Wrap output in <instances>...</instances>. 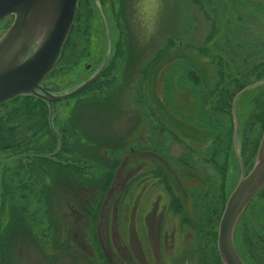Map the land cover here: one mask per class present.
Wrapping results in <instances>:
<instances>
[{"label":"rangeland","instance_id":"1","mask_svg":"<svg viewBox=\"0 0 264 264\" xmlns=\"http://www.w3.org/2000/svg\"><path fill=\"white\" fill-rule=\"evenodd\" d=\"M86 5V9L80 10L86 18L82 19L84 26L81 25V31H77L68 44V50L73 56L75 51H78V47H82L80 54L75 56L77 59L74 65L70 66L69 73L54 70L55 76L52 74L51 79L47 78L46 84L56 95L73 91L98 72L107 53L110 52L111 55L109 61L113 59L115 47H117L115 44L120 43L121 50L126 54L124 57L120 55V63L116 68L118 71L115 70L112 74L115 82L111 83L113 86L110 88L114 91L118 89L119 106L117 110H113L104 106L103 103L97 112L95 111L96 105L79 109L80 123L87 130L92 129L93 133L98 136L97 138L107 137L109 140V142L106 141L107 146L105 147L107 148L115 147L121 141L124 144L135 134L138 135L139 142L143 141L144 149H149L168 161H175L177 156L180 157L181 154L186 153L187 157H195L194 163H196L198 171L202 169L204 175L212 176L215 181V172L211 169L212 166L194 151L202 149V146L197 144H202L215 137V134L203 135L204 129L209 128H206L208 124L201 121L199 116L205 107L206 110L210 107L212 109L219 108L218 99L212 100V91L216 93L218 92L217 88L223 86L226 91L228 89L236 90L238 84L230 88L227 82L234 72L238 71L239 77L249 69L251 64L264 62V0H100L97 6L94 0H90ZM10 22L9 20L0 22V35L9 27ZM81 33L85 34L83 39L80 35L76 37ZM170 43L172 47L154 63L159 52H162ZM146 67H149L148 72L144 74L143 70ZM242 77L246 81L245 74ZM218 82L220 83L218 84ZM223 82L224 85H222ZM239 82L241 83L242 80ZM263 89L264 87L261 86L255 87L243 94L237 108V114L244 122L242 123L243 128L241 127L242 135L247 137L242 140V148L246 144L245 147L254 151V158L251 160V162L254 160V163L264 127L262 128L261 125L260 130L258 122L250 123L253 118L248 115L254 109L257 110L258 106L255 103L260 94H264ZM82 96L68 98L67 102L63 100V103L56 104V108H53L52 123L57 132L69 111L76 105V98ZM108 99L109 97L105 95L103 102ZM245 105L248 108L247 111L244 109ZM92 107L93 111L89 114L90 111L87 108ZM244 117H248V121ZM210 118L212 117L210 116ZM223 135L224 138L220 137V144L226 145L229 138L226 139L225 132ZM239 135L240 143L241 130ZM256 137L257 141L253 145V138ZM114 139L116 142L113 144ZM192 147H194L193 151ZM101 151L103 152V150ZM107 153L116 158L120 155V151L117 152V150H109ZM124 154L125 163L129 166V162L134 157L130 156L129 148L124 151ZM157 155L141 153L139 156H144L148 162L141 164L139 172L146 173L153 170L155 164L161 166L162 161ZM230 157L231 160L229 159L230 162L226 167L230 174V184H232L230 189H234L241 177L239 168L232 160V152ZM253 166L254 164L248 169L246 168L245 173H248ZM127 170V168L121 169V179L119 178L117 183H120L122 178L128 175ZM84 178L87 179V176ZM197 183L195 180L190 182V184ZM49 189L52 208L59 214L56 218L57 225L54 227L57 236L54 242L51 241V247L57 245V248H62L75 244L81 245L85 242L90 248L89 254L92 255L91 248L96 246L92 239L93 230L91 227L93 225L90 227L87 218L84 220L65 218V213L70 210L66 203L68 204V200H71V191L54 186ZM202 189V186L197 187L198 197L202 196ZM116 199L117 196L114 195L105 205L102 219L98 224L102 245L107 251H110L112 263L119 264L121 262L118 261H121L122 258L124 260L129 258L130 253L126 247L129 246L128 239L132 236L134 251L138 252V262L163 264L159 259V252L154 250L153 246L151 247L150 244H145L143 241V246L139 247L135 242L137 233L133 226L129 225L128 221L122 217V212L118 217L115 216L112 206ZM251 204L252 206L250 205L247 213L242 216L235 232V239L242 248H246L249 244L247 230L243 228L244 221L249 218L248 225L254 227L256 232L264 225V196L256 197ZM125 205L128 206L129 218L130 198ZM68 213L70 214V212ZM60 215L61 217H59ZM192 216L196 217L194 221L197 227L194 230L191 229L193 232L196 231V234H200V238L198 237L196 240L197 264H216L215 248L217 244L214 240L208 241V239L212 230L218 231L219 223L217 222L219 221L210 222L209 225L210 218H197L196 211L192 212ZM167 219L170 227L173 222L178 220L177 218ZM23 226L25 229L21 235L19 227L13 229V224H8V235L3 247L6 252V254L4 252L3 264H45L39 260L41 256H39L35 241L28 235L32 231L25 226L24 222ZM137 226L140 233L144 223L137 222ZM207 232H210L209 236ZM256 232L251 235L250 242L252 247L258 248L259 239ZM126 237L127 240H125ZM191 237L189 236V239L192 240ZM177 242L178 245L179 243L181 245L179 248L184 247L186 253L181 252L183 256L176 257L175 247L171 249L168 246L167 253L164 251L163 256L168 263L172 259V264H176L178 258L181 260L178 262L179 264H188L185 262L187 260L189 262L188 252L190 253V251L188 249L191 244H188L187 240H177ZM262 248L261 264H264ZM143 249L146 259L141 260ZM245 250L240 251L244 253ZM254 254L257 259L259 253L255 252ZM62 257L63 255L56 258L54 264H74L71 256ZM96 261L100 264L102 262L99 259Z\"/></svg>","mask_w":264,"mask_h":264},{"label":"flooded vegetation","instance_id":"2","mask_svg":"<svg viewBox=\"0 0 264 264\" xmlns=\"http://www.w3.org/2000/svg\"><path fill=\"white\" fill-rule=\"evenodd\" d=\"M89 1L90 0H80L79 2L77 15L74 24L72 26L73 29L75 28V31L78 32L81 31L82 26H84L83 20H85L86 18L80 12V10L86 9L87 8L86 3L88 4ZM94 3L97 6L100 3V0H94ZM83 34L84 33L79 34L82 39L85 35ZM70 35L72 36V31L70 32ZM118 45L119 43L115 44V46ZM116 57L117 58L119 57L118 58L119 61L120 56H115V55L113 56V58L117 59ZM109 62L110 61L106 62L105 65L103 62V65L98 70V72L102 70L100 76H102ZM259 64L261 65V67L258 73L253 71L254 67L257 65L254 63L249 66L248 70H246L243 74L239 75V77H238V71L234 72V75H231L232 77H230V79L227 82L228 85H230V88L238 84L235 91H231V89L230 90L228 89V91H226V89H224V86L222 88L218 87L216 90L218 92L216 93L212 91L213 93L212 100L218 99L219 108L212 109L210 107V109L206 110L205 107L203 108V111H201V115L199 116V119L201 121L208 124V127L206 128H209V129H204L205 132L203 133V135L215 134V137L214 139L205 141L202 144H197L198 146H202V149L200 150L198 149L197 151L195 149L194 151L195 153H199L200 158L201 157L205 158L206 159L205 162L212 166L211 169H213V172H215L214 175L215 181H213L212 176L204 175L202 169L199 168L200 169L199 171L196 169L195 166L196 163H194L195 157L192 158L187 157L186 153H184L181 154L180 157L177 156L175 161H168L163 156H159L155 152L151 150L149 151V149H144L145 147L143 141L139 142L137 140L138 135L134 134L132 135L134 137L131 136L129 141L127 140L130 143V146L128 147L130 149V156H133L134 158L129 162V166H128L125 163L126 160L125 154H123L122 156L120 155L118 156L122 160L120 165L116 169L114 184L111 185V188L108 191L107 195L100 202L99 219H98L99 223L102 219V211L104 210L105 205L115 195L117 196V199L112 206V208L115 211V216L118 217L119 213L122 212V217L128 221L129 225L131 224L133 226L134 231H136L137 233L136 235L137 240H135V242L139 245V247H142L143 241H145V244H150L151 247L153 246L154 250L159 252V259L163 264H172V259L171 261H169L170 263H168L165 256H163V252L165 251L167 253L168 246H170L171 249H174L175 247L174 253L177 255L176 257L181 258L183 256L181 252H184V254L186 252L184 251V247L179 248L180 243L178 245L177 240L178 241L187 240L188 241L187 243L191 245L189 246L188 249L190 251V253L188 252L189 262L187 260L185 263L197 264V260L195 256L196 240L198 237L200 238V234H196V231L193 232L194 228H196L197 226L194 221V218L196 217L192 216V212L196 211L197 218H210L209 225L210 222L215 223L216 221H220L228 197L233 190L230 189L232 184H230L231 181L230 174L226 167L231 160L230 153L232 152L233 155L232 160H234L236 166L240 170V177H242L243 174L246 172V170L252 164H254V160L251 162V160L254 158V154H255V153L253 154L254 151L245 147L246 144L243 145L242 148V140L247 139V137L244 136L245 137L244 138L242 135L243 133L242 123L244 122H242L241 118L237 114V108L240 105L239 101L240 98L243 96V94H245L246 92H248L249 90L255 87H260V86L264 87V80H263L264 62H261ZM244 74L246 76V81L244 77L241 78V76H244ZM49 79H51V77ZM240 80H242L241 83L239 82ZM219 83L220 82H218V84ZM224 84L225 83L223 82L222 85ZM42 86L48 92L54 93L51 87H49L46 84V80L43 81ZM263 90L262 92H264ZM227 93L228 96L231 95L230 103L228 102L229 99L228 101H225L224 99V95H227ZM263 97L264 94L261 93L258 101H256L255 103V105L258 106L257 110L255 111L254 109L253 112L250 115H248V117L253 118L250 123L258 122L260 126V130H261L262 118H264ZM244 109L245 111H247L248 108L246 107V105ZM210 116L212 118H210ZM248 117H244V119L248 121ZM247 123L249 125V122ZM240 130H241V140L239 143L238 138L240 136L239 135ZM223 132H225L226 139L229 138V141L226 145L220 144L221 142L220 137L223 136L224 138ZM57 136L61 141L59 149L57 150V152H59L62 148L63 141L60 135ZM253 139L252 140L254 145V143L257 141V137ZM193 149L194 147H192V151ZM117 152L119 151L117 150ZM141 153L143 154L150 153L152 155L153 154L157 155L162 161L161 166L155 164L153 170L150 171L147 170L148 172L146 173H140L139 170L142 167L141 164L145 163L146 161L148 162V160L144 156H139ZM248 155L250 156L248 157ZM124 168L128 169L127 170L128 175L122 178L120 183H117L118 179L121 176V169ZM190 180L191 181L195 180V182L198 183L190 184L191 182ZM152 181L153 183H151ZM52 186L61 187L63 189L66 188L67 190L71 191V200H68V204L66 203V205L70 207V210L68 211L70 212V214L68 212L67 213L64 212L65 218H73V219L76 218L77 220L78 219L84 220L87 218L89 224H91V219L88 216L87 211L91 206V202H95V200L90 199V197L91 196L95 197L97 196V194L94 192L93 189L90 188L89 184L85 182L77 183V184H74L72 182H63L61 184L49 185V187ZM198 186L203 187L201 197L197 196L196 189ZM230 190L231 192L229 193ZM98 196L96 197V199L99 203ZM263 196H264V188L258 194L257 198L258 197L262 198ZM129 198H130V205H129L130 214L128 218V214H127L128 206H126L125 204H127V200ZM70 201L73 202L70 203ZM252 202H254V200ZM251 203L250 205L252 206ZM247 210L245 213H247ZM38 211L41 212V205L38 206ZM52 213L53 215H55L54 218H42V214L39 213L37 215L36 221H34V223H31V225H33L32 228L33 233H35V235L37 236L35 239V244L37 246L39 256H41V258L38 256L39 260L42 263L54 264L56 262L54 260L56 258H59L61 255H63V257H67V258L71 256L70 258L73 260L74 264H90V263L100 264L96 261L98 259L102 261L101 264H113L112 258L109 255L110 251H107L105 247L102 245L100 239V232L98 229L99 225L97 226L96 231L92 233L93 236L92 239L96 244V246L91 248L92 255L89 254L90 248H88V245L85 242L81 243L82 246L75 244L74 246L57 248L56 247L57 245L53 244L54 247H51L52 246L51 241L54 242L56 240L57 235H56V229H54V227L57 225L56 218L59 215L57 212H55L53 208H52ZM59 217H61V215ZM167 218H177L178 220H176V222H173V224H171L172 227H170L168 226L169 220ZM137 222L144 223L143 230H141L140 233L138 231L139 229L137 226ZM249 223H250L249 218H247L244 221V226H243V228H246L247 230V236L249 239L248 246L245 245L246 248L245 247L242 248V246L238 245L237 240H236V245L237 248H239L240 246L243 250L246 249V252L244 251L245 253L244 260L247 264H259V263L261 264V247H263L262 249L264 250V230H263L264 225L261 226V222H260L261 229L258 232H256L254 227H250L248 225ZM170 228L173 230L171 231ZM191 228H193V230ZM255 232L257 233V237L259 239L258 248H255L254 246L252 247L251 246L252 243L250 242L252 239L251 235H254ZM209 233L210 232H207L208 236ZM1 234H3L4 236L8 235V227L5 228L4 226H2L0 220V235ZM73 236H75L74 233ZM189 236H192L191 238L193 239L192 240L189 239ZM131 239L132 236L130 239H128L129 246L126 247L130 253L129 258L126 260L122 258L121 261L118 262H121L122 264H145L142 262H138L139 261L137 254L138 252H136V250L134 251L133 240ZM125 240H127V237ZM242 249H238V250L240 251ZM255 252L259 253V257L257 259H255L254 257ZM59 253L60 256H58ZM62 258H60V260H63ZM144 258L146 259L145 250L143 252V256L141 260H144ZM251 258L255 262H253ZM176 261H177L176 264H179L178 262L181 260L177 258ZM3 262H4V252L2 251L1 264H3Z\"/></svg>","mask_w":264,"mask_h":264},{"label":"trees","instance_id":"3","mask_svg":"<svg viewBox=\"0 0 264 264\" xmlns=\"http://www.w3.org/2000/svg\"><path fill=\"white\" fill-rule=\"evenodd\" d=\"M71 31L72 36L77 33L75 28H72ZM72 36L69 35L64 45L62 56L54 69L57 72L61 70L64 73H69L70 66L72 67L77 59L75 56L80 54V48L82 47H78V51H75L74 58L71 55V51L68 50V44H70L69 41ZM83 41L85 42V39ZM170 47H172L171 43L162 52H159V56L154 63ZM125 54L121 50L119 43L116 47L115 56L121 55L124 57ZM119 63L120 61L118 62L113 58L102 76L73 96L83 95L76 98V105L69 111L65 121L59 126L58 135L63 141L59 152L57 150L61 141L51 128L49 120L50 108L46 101L34 96H22L0 106V157L2 159H0V220L2 226L7 228L12 220L13 229L19 227L21 235H23L24 222L25 226L32 231L28 235L35 241L37 236L33 233V225L31 223L36 221L37 215L41 213L42 218H54L55 216L52 213L49 185L61 184L62 182H72L74 184L85 182L89 184L97 196L99 194V203L96 199L97 196L90 197L95 202H91V206L87 211L91 219L90 227L93 225L91 228L93 232L96 231L99 223L100 202L107 195L111 185L114 184L116 169L122 160L120 157L109 156L107 151L118 150L120 151V156H122L124 151L130 146V143L127 141L123 144L121 141L115 147H105L107 142H109L108 138H97L98 136L93 133L92 129L87 130L80 123L79 109H86L89 105H96L95 111L97 112L104 103V106L117 110L119 106V91L118 89L117 91L110 90V88L113 86L111 83L115 82L112 74L115 70L116 72L118 71L116 68ZM149 67L143 70L144 74L148 72ZM260 67L261 65L257 64L253 71L258 73ZM52 74L51 78L55 76V74L53 76ZM105 95L109 99L103 102ZM230 98L231 95L228 96V93L224 95L225 101L229 99V103ZM64 101L67 102V100ZM64 101L54 102V107ZM107 102L108 105H106ZM87 110L90 111V114L93 111V107L87 108ZM261 125L263 128L264 118H262ZM114 142H116L115 139L113 144ZM84 176H87V179ZM39 205H41V212L38 211ZM0 237L2 251L5 252L3 247L7 235L1 234ZM209 240H214L217 244L216 230L212 232ZM239 249L241 248L239 247ZM215 250L216 264H222L217 245ZM240 253L243 257L245 256L242 251Z\"/></svg>","mask_w":264,"mask_h":264},{"label":"water","instance_id":"4","mask_svg":"<svg viewBox=\"0 0 264 264\" xmlns=\"http://www.w3.org/2000/svg\"><path fill=\"white\" fill-rule=\"evenodd\" d=\"M78 2L0 0V22L7 17H14L10 27L0 37V106L19 96H36L48 102L52 126L53 102L72 97L101 74L102 70L63 95L52 94L41 85L61 55L76 16ZM263 188L264 133L254 166L248 174H243L231 193L219 223L217 247L223 264H246L235 246V230L245 210Z\"/></svg>","mask_w":264,"mask_h":264}]
</instances>
